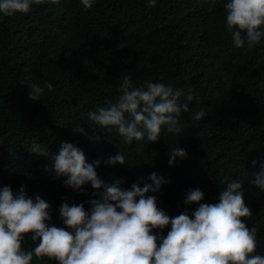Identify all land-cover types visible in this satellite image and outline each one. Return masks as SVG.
Masks as SVG:
<instances>
[{"label": "trees", "instance_id": "obj_1", "mask_svg": "<svg viewBox=\"0 0 264 264\" xmlns=\"http://www.w3.org/2000/svg\"><path fill=\"white\" fill-rule=\"evenodd\" d=\"M227 2L156 0L152 8L148 0H95L85 10L81 0H45L28 14H0V187L10 185L16 194L26 186L27 196L44 199L49 226L64 227V202L90 211L103 190L88 184L81 194L44 170L65 141L82 149L87 163L100 162L96 172L106 184L120 180L127 190L141 180L151 183L153 172L163 177L161 191L147 195H155L169 217L191 216L198 207L183 203L189 189L204 193L201 203H218L225 177L242 180L252 213L244 223L256 228V254L264 256V191L250 183L264 163V37L253 48H236L227 31ZM124 75L136 86L151 81L183 91L178 103H188L189 111L179 117V134L162 126L155 143L146 137L125 143L115 128L107 131L89 119V112L115 102ZM46 83L54 90L45 88L41 100H31L30 87ZM201 109L206 116L197 121L193 116ZM77 126L84 135L74 132ZM32 144L43 146L48 158L30 152ZM177 146L187 155L170 167L169 153ZM118 153L126 163L108 165ZM168 231L170 226L153 235L159 239ZM37 244L25 236V250ZM32 264L57 262L34 256Z\"/></svg>", "mask_w": 264, "mask_h": 264}, {"label": "clouds", "instance_id": "obj_2", "mask_svg": "<svg viewBox=\"0 0 264 264\" xmlns=\"http://www.w3.org/2000/svg\"><path fill=\"white\" fill-rule=\"evenodd\" d=\"M45 0H0V14L13 17L28 14L32 5ZM58 5L60 0H50ZM95 0H81L85 10L93 7ZM215 6L216 0H204ZM148 7H156V0H148ZM227 31L236 48H253L264 37V0H229L225 4ZM52 92L53 85H32L30 99L41 100L45 92ZM120 95L114 103L89 112L88 117L99 127L113 128L125 143L143 141L157 142L162 126L168 133L179 134V117L189 111L188 103H178L185 95L163 83L146 81L143 86L134 85L131 76L121 78ZM192 101L193 95L185 96ZM204 110L194 113L197 121L205 118ZM74 132L85 134L83 127ZM33 154L48 158V152L40 144H32ZM186 151L173 147L169 153V166L177 158H186ZM106 163L124 165L125 157L118 153ZM256 161H252L255 167ZM95 165V166H94ZM94 164L86 162L82 149L71 142H61L57 153L50 159L45 172H54L55 179L64 178V186L83 193L90 184L96 192H102L101 200H91V210L84 205L61 204L60 218L64 227L49 226L50 205L40 196L35 200L27 196L26 186L14 194L10 185L0 187V264H32L36 258L47 257L57 264H264V256L256 254L257 230L244 223L252 213L244 202L242 180H229L219 192L218 203H201L204 193L189 189L183 203L198 205L191 216L182 212L169 217L157 207L155 195L167 181L151 173L148 180L134 183L127 190L116 180L106 184L97 174ZM143 183L141 187L140 184ZM264 191V163L250 181ZM170 226L166 236L158 239L154 230ZM31 234L37 246L25 250L23 241Z\"/></svg>", "mask_w": 264, "mask_h": 264}]
</instances>
